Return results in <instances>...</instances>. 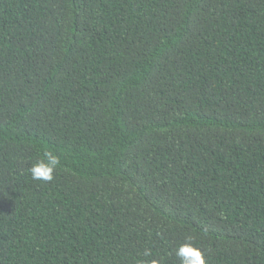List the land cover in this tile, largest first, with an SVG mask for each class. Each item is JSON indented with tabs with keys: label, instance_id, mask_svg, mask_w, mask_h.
Listing matches in <instances>:
<instances>
[{
	"label": "trees",
	"instance_id": "obj_1",
	"mask_svg": "<svg viewBox=\"0 0 264 264\" xmlns=\"http://www.w3.org/2000/svg\"><path fill=\"white\" fill-rule=\"evenodd\" d=\"M187 235L264 264V0H0V264H180Z\"/></svg>",
	"mask_w": 264,
	"mask_h": 264
},
{
	"label": "clouds",
	"instance_id": "obj_2",
	"mask_svg": "<svg viewBox=\"0 0 264 264\" xmlns=\"http://www.w3.org/2000/svg\"><path fill=\"white\" fill-rule=\"evenodd\" d=\"M60 163V158L57 155L47 151L43 153L42 157L31 164L28 171L33 180L49 182L54 179ZM175 254L180 259V264H207L205 251L194 242L192 235L185 237V242L175 250ZM151 255V249H146L143 252L144 257ZM138 264H162V261L142 259L138 261Z\"/></svg>",
	"mask_w": 264,
	"mask_h": 264
}]
</instances>
